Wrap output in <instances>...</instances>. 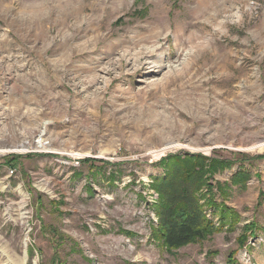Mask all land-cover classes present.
I'll return each instance as SVG.
<instances>
[{
	"label": "rangeland",
	"instance_id": "obj_1",
	"mask_svg": "<svg viewBox=\"0 0 264 264\" xmlns=\"http://www.w3.org/2000/svg\"><path fill=\"white\" fill-rule=\"evenodd\" d=\"M262 143L264 0H0V264H264ZM190 155L234 162L198 194L237 215L169 250Z\"/></svg>",
	"mask_w": 264,
	"mask_h": 264
},
{
	"label": "trees",
	"instance_id": "obj_2",
	"mask_svg": "<svg viewBox=\"0 0 264 264\" xmlns=\"http://www.w3.org/2000/svg\"><path fill=\"white\" fill-rule=\"evenodd\" d=\"M193 157L195 156L190 155L181 163H174L168 167L169 170L163 177L154 179L153 188L159 194V202L156 210L158 224L153 229L152 237L169 250L205 240L226 225L228 215H237L229 208L230 211H221V224L216 226L205 213L204 205L215 208H221L222 205L217 204L214 198H206V202L202 204L203 196L198 194L205 185L213 187L207 183V173L230 168L234 162H219L210 158L195 160ZM241 175L244 178L246 174ZM238 176L239 174L235 177ZM238 219L231 220L230 224L236 223ZM128 235L132 233L128 232Z\"/></svg>",
	"mask_w": 264,
	"mask_h": 264
},
{
	"label": "bare ground",
	"instance_id": "obj_3",
	"mask_svg": "<svg viewBox=\"0 0 264 264\" xmlns=\"http://www.w3.org/2000/svg\"><path fill=\"white\" fill-rule=\"evenodd\" d=\"M43 134V133H42ZM262 145H264V143H262ZM182 146H186L184 144H181L180 142H176V141H170V142H167L165 144V146L163 148H161L160 150H155L153 152H160V153H164V152H168V151H171L173 149H177V148H180ZM37 147L38 148H52L50 147V144L49 143H46L43 139H39L37 141ZM256 148V147H255ZM78 155H81L78 153Z\"/></svg>",
	"mask_w": 264,
	"mask_h": 264
},
{
	"label": "built area",
	"instance_id": "obj_4",
	"mask_svg": "<svg viewBox=\"0 0 264 264\" xmlns=\"http://www.w3.org/2000/svg\"><path fill=\"white\" fill-rule=\"evenodd\" d=\"M14 171H15L14 169H11V174L14 173Z\"/></svg>",
	"mask_w": 264,
	"mask_h": 264
}]
</instances>
